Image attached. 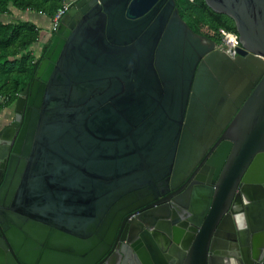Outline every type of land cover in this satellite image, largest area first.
I'll return each mask as SVG.
<instances>
[{
	"label": "water",
	"instance_id": "95a60500",
	"mask_svg": "<svg viewBox=\"0 0 264 264\" xmlns=\"http://www.w3.org/2000/svg\"><path fill=\"white\" fill-rule=\"evenodd\" d=\"M205 2L234 21L235 56L175 0H78L64 15L0 130V264H264V0ZM223 132L215 188L189 186L185 222L116 247L129 211L153 209L147 230L169 220L143 197L189 183Z\"/></svg>",
	"mask_w": 264,
	"mask_h": 264
},
{
	"label": "trees",
	"instance_id": "16d2710c",
	"mask_svg": "<svg viewBox=\"0 0 264 264\" xmlns=\"http://www.w3.org/2000/svg\"><path fill=\"white\" fill-rule=\"evenodd\" d=\"M64 3L65 0H0V15L8 14L10 8H14L54 18ZM175 3L180 17L194 33L218 45L221 44V30L238 34L234 21L215 13L205 0H175ZM40 38V29L32 22H0V113L16 104L19 95L34 80L39 63L50 46L44 45L38 58L31 47Z\"/></svg>",
	"mask_w": 264,
	"mask_h": 264
},
{
	"label": "flooded vegetation",
	"instance_id": "af4514ba",
	"mask_svg": "<svg viewBox=\"0 0 264 264\" xmlns=\"http://www.w3.org/2000/svg\"><path fill=\"white\" fill-rule=\"evenodd\" d=\"M21 127L22 125L14 128V130L11 129L13 131L11 134H13L14 137L17 136ZM223 135L224 132L220 136H218L216 140L209 146V148L202 154V156H200L199 161L192 172L194 174V177L192 180H190L189 183H187V181L178 182L175 179H171L169 182L155 183L153 187H150L148 194L143 197L142 201H147L143 208L154 205L153 208L157 207L161 210L166 211V213H168L170 216L169 220L161 224V220H159L155 225L152 226L153 228H151V230H147L146 227H143L139 223V219L143 216L146 217L145 212L149 213L153 209L150 208L148 210H145V212H140L142 208L129 211L123 217L121 226L117 231L116 237L114 238L116 247H118L119 245H131L132 242L135 241V239L140 240L144 238H158L164 241L166 237L161 226L164 228H167L168 226V230L171 232L173 227H178L181 223L185 222V220L182 218L183 214L180 211L178 204H180L181 202H186V191L188 190L189 186L192 185L198 188L203 186L212 189L215 188V185L209 184L207 180L209 179L210 175L216 171L214 163H217V156L215 155L218 149L223 145L224 140L220 141ZM214 177L215 176L212 175V181L214 180ZM203 178L206 179L205 182L203 181ZM157 228L159 230H157ZM156 231H159L157 237L153 235V233H156ZM142 235H144V237H141ZM227 235L231 236L232 234Z\"/></svg>",
	"mask_w": 264,
	"mask_h": 264
},
{
	"label": "rangeland",
	"instance_id": "374dc122",
	"mask_svg": "<svg viewBox=\"0 0 264 264\" xmlns=\"http://www.w3.org/2000/svg\"><path fill=\"white\" fill-rule=\"evenodd\" d=\"M66 3L68 4H74L76 1L78 0H65ZM71 5V6H72ZM36 18V24L40 27V36L41 38H49V40L52 39L53 36V32L51 31V27H52V18L43 14V13H35L33 15ZM6 19H3V17L0 15V22L4 21ZM9 20V19H8ZM19 21L18 19H10L9 22L11 23H15ZM6 22V21H4ZM48 45L51 44V41H48L47 43ZM220 45V44H219ZM44 45H42V42H38L36 44H34L31 47V50L35 53V55L40 58L41 54H42V50H43ZM15 105L10 106L7 109H4L1 113H0V118L3 119L5 122L1 123L0 122V130L3 129L6 125L10 124L13 121V118L15 117Z\"/></svg>",
	"mask_w": 264,
	"mask_h": 264
},
{
	"label": "built area",
	"instance_id": "2783aa9c",
	"mask_svg": "<svg viewBox=\"0 0 264 264\" xmlns=\"http://www.w3.org/2000/svg\"><path fill=\"white\" fill-rule=\"evenodd\" d=\"M193 1V0H190ZM72 4L64 3L63 7L58 10L54 18H52V27L51 31L56 33L61 24L62 18L64 15L70 10ZM221 44L219 45V49L227 52L228 54L235 56L236 48L240 47V43L238 41L239 35L221 30L220 31Z\"/></svg>",
	"mask_w": 264,
	"mask_h": 264
},
{
	"label": "crops",
	"instance_id": "0c3cea01",
	"mask_svg": "<svg viewBox=\"0 0 264 264\" xmlns=\"http://www.w3.org/2000/svg\"><path fill=\"white\" fill-rule=\"evenodd\" d=\"M34 15V12L32 11H25V12H22V11H19L17 9H14V8H10L9 10V13L8 14H5V15H1L3 17V19H6L2 22L4 23H11L9 22L10 19H18V20H21V21H29V22H32L34 23L36 26H38L36 23V18L33 16ZM9 19V20H8ZM38 28H40L38 26ZM49 38H40V42H42V45H46L48 43ZM0 122L3 123L5 122L3 119L0 118Z\"/></svg>",
	"mask_w": 264,
	"mask_h": 264
}]
</instances>
